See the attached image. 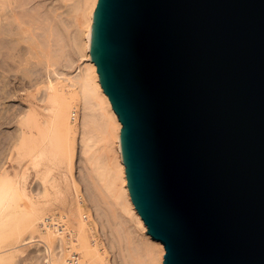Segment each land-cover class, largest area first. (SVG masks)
Returning <instances> with one entry per match:
<instances>
[{
    "label": "water",
    "instance_id": "1",
    "mask_svg": "<svg viewBox=\"0 0 264 264\" xmlns=\"http://www.w3.org/2000/svg\"><path fill=\"white\" fill-rule=\"evenodd\" d=\"M90 53L164 264H264V0H98Z\"/></svg>",
    "mask_w": 264,
    "mask_h": 264
},
{
    "label": "bare ground",
    "instance_id": "2",
    "mask_svg": "<svg viewBox=\"0 0 264 264\" xmlns=\"http://www.w3.org/2000/svg\"><path fill=\"white\" fill-rule=\"evenodd\" d=\"M97 3L98 0H0V68L5 65L2 61L8 56L7 51L23 43L24 61L36 58L44 64L45 78L41 82L45 88L41 87L46 93L41 101L46 103L42 108L49 112V118L44 119L43 128L52 130L61 151L70 159L75 144L81 146L90 166L87 173L93 174L94 188L98 185L96 190H105L119 206L121 217L126 216L136 224L139 231L133 238L129 237L133 231L120 230L121 240L129 243L123 248L125 264H164V245L148 234L132 201L120 148L122 124L91 59L90 30ZM68 37L81 60L74 73L66 71L74 67L76 59L63 63L65 58L69 59ZM56 64L62 69L53 70ZM6 172L0 163V264H17L16 258L22 253L20 247L26 244L44 248V257L31 264H71L73 257L78 258L77 264H112L97 239L95 222L84 216L81 201L74 208L77 214L81 213L77 230L70 227L66 215H47V209L34 202L25 188ZM79 198L82 199L81 195ZM120 222L118 225L122 226L123 220Z\"/></svg>",
    "mask_w": 264,
    "mask_h": 264
},
{
    "label": "rangeland",
    "instance_id": "3",
    "mask_svg": "<svg viewBox=\"0 0 264 264\" xmlns=\"http://www.w3.org/2000/svg\"><path fill=\"white\" fill-rule=\"evenodd\" d=\"M68 39L69 47L67 46L66 52L69 59L65 58L63 63L76 59L73 63L74 67L66 71L73 72L81 60L77 58L75 45H71L72 40L69 37ZM23 44L19 48L12 49L13 51L5 50L9 54L13 53L6 55L7 58L5 57L2 61L6 66L4 65L3 69L0 68L1 74L3 72L0 76V163L2 169H6V174L25 188L34 202L42 204L47 209V215L56 217L66 215L70 227L77 230H79L81 213L77 214L74 208L81 201L84 216L87 215V220L95 222L97 239L106 249L109 263L125 264L123 248L129 243L126 244L121 240L120 230L123 228L133 231L134 234L129 235L133 238L138 234L139 229L131 219L126 216L121 217L119 206L105 193V190H96L98 185L96 189L94 188L93 174L88 175L90 166L86 162V155L82 152L81 146L78 143L75 144L73 157L70 159L67 153L61 151L52 130L48 132L46 128H43L44 119L49 118V112L42 108L46 103L44 102V105L41 101L46 93L42 85L44 83L41 82V79L45 78L42 77L45 66L38 63L36 58L29 60L26 57L28 61H24L23 56L26 53H23L25 49ZM21 47L24 48L23 51ZM8 59L10 61L13 59L15 65L13 62L10 64ZM57 65L59 64L53 65L52 69L61 70V65L60 67ZM78 195H81L82 199H78ZM24 201L21 203L24 204ZM28 203L30 204V201ZM120 220L124 222L122 226L118 225L121 223ZM80 232L82 234V230ZM130 245L133 246V244ZM20 248L22 253L16 258L17 264H31L32 261L41 260L44 257V248L41 246L26 244Z\"/></svg>",
    "mask_w": 264,
    "mask_h": 264
},
{
    "label": "built area",
    "instance_id": "4",
    "mask_svg": "<svg viewBox=\"0 0 264 264\" xmlns=\"http://www.w3.org/2000/svg\"><path fill=\"white\" fill-rule=\"evenodd\" d=\"M70 262H71V264H77L78 258L77 257H73V258L70 259Z\"/></svg>",
    "mask_w": 264,
    "mask_h": 264
}]
</instances>
